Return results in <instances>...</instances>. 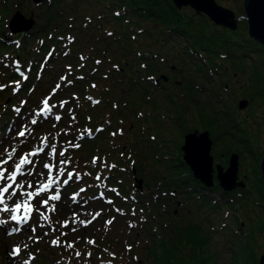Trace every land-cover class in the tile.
I'll return each instance as SVG.
<instances>
[{
	"label": "rangeland",
	"instance_id": "1",
	"mask_svg": "<svg viewBox=\"0 0 264 264\" xmlns=\"http://www.w3.org/2000/svg\"><path fill=\"white\" fill-rule=\"evenodd\" d=\"M216 1L231 8L236 16L240 15L237 27L216 24L207 15H200L199 40L204 36L209 39L207 49L199 50L196 59L183 56L181 49L185 47L180 37L172 35L163 43L159 40L161 35L142 36L139 32L135 38L130 36L131 41L124 45L130 51L123 50V58L118 60L119 43L109 39L117 29H124V34L130 30L108 16L110 10L105 2L82 0L78 6L75 0L39 3L0 0V85L5 86L0 91V137L4 138L5 147L15 143L24 154L38 146L40 138L51 139L57 132L61 135L55 142L61 147L68 146L69 142L80 144L79 148L69 147L66 153L72 158L67 171H73L74 176L79 173L80 179L71 180L63 187L61 201L53 202L55 212L41 209L47 219L34 213L28 226H19V232L8 235L0 230V264H25V261L27 264H165L166 261L169 264V257L176 259L172 264H198L199 249L212 253L210 259L216 264H259L260 256H264V198L260 176L264 152V44L248 34L243 0ZM48 6L54 11L56 26L63 27L61 33L58 28L51 29L63 41L53 52L48 47H40L37 30L50 15L44 13ZM176 8L190 15L194 10L189 5ZM16 11L32 19L29 28L16 31L23 32L18 36L9 31V20ZM92 11L105 16L85 24L83 18ZM147 26L153 23L148 22ZM106 29L112 31L111 36ZM69 37L74 38L71 43ZM77 40H84L83 45ZM138 49L142 55L137 64L133 57L139 55ZM164 55L167 63L161 61L160 56ZM15 61L19 64H14ZM150 62L156 64V69L151 71L154 74L146 67ZM171 65L175 68L169 71ZM12 70L16 72L15 77L10 76ZM156 71L160 76L170 77L165 84L178 93V101L186 102L183 93L187 92V85L194 93L189 99L203 102L207 97V117L216 109L212 107L211 94L222 95L225 107L230 109L231 121L237 124H228L230 127H226L223 137L216 138L210 152L213 164L218 162L223 167L231 151L238 153L237 180L244 182L242 186L236 185L226 193L216 180L209 186L211 190H186V182L192 176L186 174L188 169L181 164L183 134L188 130L208 129L207 122L192 104L180 115L175 104L172 107L162 98L160 93L164 88L154 82L159 78ZM129 74L132 79L145 81L138 107V92L130 90ZM62 76L72 83L61 81ZM180 80L186 82L183 89L177 87ZM17 82L20 86L14 93ZM57 84L61 85L59 89ZM248 88L249 96L244 94ZM46 96H51L50 103L57 105L55 111L62 119L39 120L31 126L32 134L21 145L13 139L16 131L27 123L29 114L41 106ZM154 97L158 99L156 104ZM241 98H246L247 103L239 108ZM94 100L99 103H93ZM21 101L26 103L21 106ZM61 101L68 103L60 108ZM15 107L21 108L19 115L14 112ZM85 129L90 134L78 140L77 136ZM94 157L99 158L96 165L92 164ZM3 158H7L6 154ZM33 159L35 173H39L49 157L41 153ZM97 175L100 180L96 179ZM44 179L38 177L36 183ZM80 188L85 191L73 200ZM73 220L91 223L84 226L73 224ZM65 221L77 227V231L62 228L60 225ZM130 223L135 226L130 227ZM13 227L17 225L11 223L9 230ZM32 228L36 231L32 232ZM190 228L197 229L193 236ZM57 238L59 246L52 245L51 241ZM246 238L253 246L248 258L243 255ZM201 239L205 243H200ZM69 243L74 247L67 248ZM13 247L20 249L18 257L9 256ZM233 248L239 249L237 263Z\"/></svg>",
	"mask_w": 264,
	"mask_h": 264
},
{
	"label": "trees",
	"instance_id": "2",
	"mask_svg": "<svg viewBox=\"0 0 264 264\" xmlns=\"http://www.w3.org/2000/svg\"><path fill=\"white\" fill-rule=\"evenodd\" d=\"M92 1H97V3H100V1L102 3L105 2L104 5L110 10V12L108 13V16H110L119 26L123 25V28L127 26L128 30H130L128 31V33L126 31V34H124L125 33L124 29L123 30L117 29V31L113 35V38L110 37L111 39H109L112 41H118L119 43L118 45L119 54L117 57L118 60L123 58L121 54L123 50L130 51L129 46L124 47V45H126L127 43L131 41V37L135 38L136 33H139V32L142 33V36L155 35L156 37H158L157 35H161V38L159 40H161L163 43L167 42L169 40L168 37H171L172 35L180 37L179 40L183 41L184 43L183 47H185L181 49V50H184L185 55L183 54V56L190 57L192 59L194 58L196 59L197 52L199 50L206 48L205 45L207 44L209 37L208 36L201 37L203 39L200 41L199 34L197 32V27L200 24L198 18L200 15L204 16V14L200 12H196L194 10H192L191 15L186 14L184 10L182 9L178 10L174 6L172 0H105V1L92 0ZM81 2L82 0H75L74 3L79 6ZM74 6L75 5H73V7ZM44 13L45 14L49 13L50 15L46 17V20L42 28L37 29L38 32L40 33L39 34V37L41 39L40 47H43L46 49L48 47V50L53 52L54 49L55 50L57 49L58 44H60L59 42H63L62 40H60V38L57 37V34H55V32L53 31L56 30V28H58V33H59L60 31L63 30V27L56 26V19L55 17H53L54 11L52 10L50 6L45 8ZM116 13H119V15H116ZM104 16H105L104 13H101L99 11L98 12L92 11L90 13H86V17L83 18V22H85L86 24V22L93 21V19L98 18V17H101V19H103ZM148 22L153 23V26H147ZM51 29H54V30H51ZM84 32L85 30L83 29L82 33ZM105 32L107 33V32H112V31L110 29H106ZM22 33L23 32L20 31L14 34L18 36V35H22ZM70 34H72L71 32L69 33V36H72ZM82 41L84 40H77V43L78 44L81 43L83 45ZM213 52H216V51H213ZM137 53L139 55L137 56L134 55L133 58H134V63L138 64L141 58L142 52L138 49ZM154 57L155 58L157 57V53L155 51H154ZM160 57H165V55L160 56ZM155 65L156 64H154L153 62H150L149 64H147V66L146 65L145 66L148 68V71L151 72L156 69ZM151 73L154 74L153 72ZM155 74H158V71H156ZM10 76L15 77L16 72L12 70ZM128 77H129V80L130 79L132 80L131 82L132 86L130 90H134L138 92L136 93L137 101H138L137 107H138V105L141 104L142 96L144 95V93H141V91L143 90V86H145L144 84L145 81L143 80L144 78L139 79V80L138 78L132 79L130 74ZM152 77H154V75H152ZM157 79L155 80L156 85L158 82ZM185 83L186 82L184 80H180L177 87L182 88V85L183 84L185 85ZM165 87L167 91H162L160 95H162V98H166L172 104V107H174V104H175L174 108L178 110L180 115L183 114V111L186 110L189 104H192L193 106H195L197 112L201 115V117H203V121L207 122L206 127L209 129L210 134L215 137L213 144H215L216 138L224 136V134L226 133V127L229 128L230 126L237 124V122L231 121L233 120V118L231 117V113L229 111L230 109L225 107V103L220 93L213 92L211 94V100L213 104V106L212 105L211 106L215 107L216 109H213L212 111L213 113H211L213 115L211 117H207L206 116L207 114L206 108H208V104L206 100L208 99L207 97L204 99L203 102H198V101L195 102L192 99H189V97H192L194 93L191 89L187 88V87H190L187 85L185 86V90L187 92H191L190 95L187 92L183 93L185 95L184 97H186L184 98L186 99V102L184 100L178 101V93L170 92L169 88L166 85ZM170 93H174V94H170ZM244 94L248 96L251 95L250 89L248 88ZM132 96L133 95H131V99L135 100V98H133ZM153 100H154V104H156L158 101V99H156L155 97L153 98ZM192 102H194V104ZM133 107H136V105ZM228 124L230 125L229 127H228ZM224 126H225V130L222 129ZM189 180H197V179L195 177H191L189 178ZM239 189H242V188H239ZM223 192L227 193L230 191L224 190ZM190 232H191L190 236H193L197 232V229L193 230L192 228H190ZM200 243L203 244L205 243V241L201 239ZM200 251L202 250L199 249L197 253V259H200L197 262L198 264H216L213 259H210L211 255H213L212 253L210 252L203 253ZM237 252H239V249L233 248V256L235 258L236 263L240 258V255H238ZM167 253L170 254V252H167ZM252 253H253V246L250 244L249 240L247 239V248L244 250L243 255H245L248 258L250 255H252ZM168 260L171 261L169 262V264H172L174 257L173 258L169 257ZM252 260H254V256ZM175 261L176 259L174 260V262ZM157 264H159V262Z\"/></svg>",
	"mask_w": 264,
	"mask_h": 264
},
{
	"label": "snow or ice",
	"instance_id": "3",
	"mask_svg": "<svg viewBox=\"0 0 264 264\" xmlns=\"http://www.w3.org/2000/svg\"><path fill=\"white\" fill-rule=\"evenodd\" d=\"M116 15H119V13H116ZM108 35L111 36L112 33L109 32ZM73 40L74 38L72 37L68 38L69 43ZM18 46L19 45L17 44V47ZM65 55H67V52H65ZM84 59L85 58L82 56L81 60ZM100 62L101 61L99 60L96 61L97 64ZM14 64L18 65L19 62L15 61ZM113 67L118 66L114 65ZM27 78L28 77L26 75L23 77L25 80ZM37 78H39V75ZM78 78L83 79V77ZM61 81H67L68 84L72 83V81L67 80L66 76H62ZM19 86V82H17L16 87L13 89L14 93L18 91ZM60 86V84H57L56 89H59ZM4 87V85H0V91H2ZM92 87L95 88L96 85L93 84ZM56 89H53V94H55ZM87 99L91 100L92 98L88 97ZM50 100L51 96H46L40 102L41 106L29 114L27 123H24L23 126L16 131L15 137H13L16 142L23 145L26 142V138L32 134L33 129L31 126L37 125L39 120L54 119L55 121H60L62 119L61 115L57 114L55 111L57 105L51 104ZM25 103L26 101H21V106ZM67 103V101H61L59 102V107L63 108ZM93 103L98 104L99 101L94 100ZM113 107H116V105H113ZM13 110L17 115L21 112L20 107H15ZM73 119H75V117H73ZM53 126L55 127V125ZM101 130L102 129H97V131ZM118 132L122 133V130H118ZM64 134H66V132ZM85 134H90V130L85 129L79 136H77V139L83 140ZM116 134L117 133H112V135ZM60 135L61 132H57L55 137L51 139L48 136L40 138L37 142L38 146L32 150H27L24 154L19 152L15 143L12 144L10 148L5 147L4 138L0 137V230L5 231L8 235H12L13 232H19L21 230L19 226H28L34 213H38L41 219H47L44 211H41V209H47L50 212H55L56 204L53 202L61 201L63 187L68 185L71 180L80 179L79 173H75L74 176L73 171H67V165L72 162V158L71 156L66 155L69 151V147L79 148L80 144H71L69 142L68 146L61 147L57 142H55L56 137H59ZM41 153L49 157V159L43 163L42 170L39 173H35V161L33 158L37 157ZM5 154L7 157L6 159L3 158ZM98 159V157H94L92 164L96 165ZM54 160L55 163H53ZM9 162H11V164H9ZM5 165H8V167L5 168ZM13 167L14 171L12 170ZM110 167H115V165H111ZM45 169L47 170L46 173L43 171ZM38 177H45V179L37 184L36 180ZM96 179L100 180L101 177L97 175ZM84 191V188H80L79 192L73 196V200H75L76 196H79V194ZM112 191L116 190L112 189ZM9 202L13 206L10 207ZM33 203H35V207L32 206ZM109 203H111V201H109ZM117 211L120 210L118 209ZM96 215H99V213H96ZM133 215H135V211H133ZM11 223H15L17 227H13L9 230ZM72 223H79L87 226V224L91 223V221L73 220ZM109 223H111V221H109ZM60 226L62 228L71 227L67 221ZM129 226L134 227L135 225L130 223ZM31 230L32 232L36 231L35 228H32ZM71 230L75 232L77 231V227H71ZM44 235H47V232H45ZM62 235H64V233H62ZM88 243H93V241H88ZM51 244L59 246V238L53 239ZM73 247V244H67V248ZM19 255L20 249L18 247H13L9 252V256L11 257H18ZM76 255L80 256V253L77 252ZM88 255H91V253ZM25 264H27L26 261Z\"/></svg>",
	"mask_w": 264,
	"mask_h": 264
},
{
	"label": "water",
	"instance_id": "4",
	"mask_svg": "<svg viewBox=\"0 0 264 264\" xmlns=\"http://www.w3.org/2000/svg\"><path fill=\"white\" fill-rule=\"evenodd\" d=\"M39 3L42 0H32ZM175 7L189 5L196 12L207 15L216 24H221L229 28L235 29L240 15L216 0H172ZM243 10L247 22L248 34L254 39L264 44V0H243ZM31 18H25L19 11H16L9 20L10 30L16 32L30 27ZM164 78L166 75L161 74ZM247 99L238 100V107L242 108L246 105ZM214 138L208 129H193L185 132L183 142L181 144L182 158L189 165L193 176L198 178L206 185L213 183V171L218 184L225 190H230L236 185L242 186L244 182L237 180L238 176V153L231 151L226 167L220 163L213 164V156L210 152ZM262 196L264 198V152L260 159ZM264 264V256L261 255L258 261Z\"/></svg>",
	"mask_w": 264,
	"mask_h": 264
},
{
	"label": "flooded vegetation",
	"instance_id": "5",
	"mask_svg": "<svg viewBox=\"0 0 264 264\" xmlns=\"http://www.w3.org/2000/svg\"><path fill=\"white\" fill-rule=\"evenodd\" d=\"M161 60H163L162 62H164V63H167V60H166V58L165 57H162V59ZM166 60V61H165ZM143 65H145V63H143ZM174 68H175V66L174 65H171V66H169V71H172V70H174ZM170 73V72H169ZM170 75H171V73H170ZM169 80H170V77H167V78H164L163 76H159V78H158V82H157V87H160L161 89L162 88H164V90H162V91H167V89H166V87H165V83H168L169 82ZM154 82L156 83V81L154 80ZM167 86V85H166ZM170 92H173V90H169ZM92 130V129H91ZM188 131H190V130H188ZM185 134V133H184ZM183 134V135H184ZM212 136V135H211ZM153 137V136H152ZM213 138H215L214 136H212ZM180 149H181V145H180ZM181 159H182V162L183 163H181L182 165H186V168L188 169L187 170V172H186V174H190L192 177H194L193 176V173H192V171L190 170V167H189V165L183 160V158H182V152H181ZM189 175V176H190ZM190 178V177H189ZM196 178V177H195ZM197 180H189L188 182H186L187 183V189L186 190H188V191H190V189H192V190H198V191H202L203 189H205V190H211L212 189V187H209V186H211V185H206V184H204L202 181H200L198 178H196ZM217 179H216V177L214 176V174H213V182L214 181H216ZM217 182V181H216ZM212 186H213V184H212Z\"/></svg>",
	"mask_w": 264,
	"mask_h": 264
},
{
	"label": "bare ground",
	"instance_id": "6",
	"mask_svg": "<svg viewBox=\"0 0 264 264\" xmlns=\"http://www.w3.org/2000/svg\"><path fill=\"white\" fill-rule=\"evenodd\" d=\"M9 206L11 207V206H13V205H12V204H11V205L9 204Z\"/></svg>",
	"mask_w": 264,
	"mask_h": 264
}]
</instances>
